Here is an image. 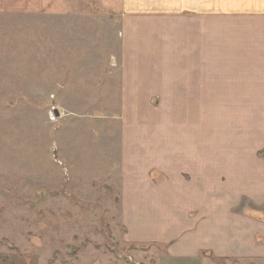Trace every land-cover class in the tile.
Here are the masks:
<instances>
[{
  "label": "crops",
  "instance_id": "1",
  "mask_svg": "<svg viewBox=\"0 0 264 264\" xmlns=\"http://www.w3.org/2000/svg\"><path fill=\"white\" fill-rule=\"evenodd\" d=\"M98 1L121 29L129 242L182 264H264V0ZM66 3L0 0V13Z\"/></svg>",
  "mask_w": 264,
  "mask_h": 264
},
{
  "label": "rangeland",
  "instance_id": "2",
  "mask_svg": "<svg viewBox=\"0 0 264 264\" xmlns=\"http://www.w3.org/2000/svg\"><path fill=\"white\" fill-rule=\"evenodd\" d=\"M66 2L0 13V261L182 264L129 242L116 13Z\"/></svg>",
  "mask_w": 264,
  "mask_h": 264
},
{
  "label": "trees",
  "instance_id": "3",
  "mask_svg": "<svg viewBox=\"0 0 264 264\" xmlns=\"http://www.w3.org/2000/svg\"><path fill=\"white\" fill-rule=\"evenodd\" d=\"M257 217H259V218H260V216H258V215H257Z\"/></svg>",
  "mask_w": 264,
  "mask_h": 264
}]
</instances>
